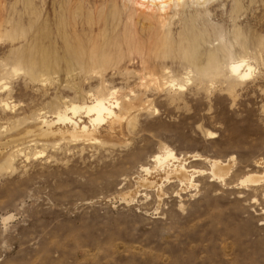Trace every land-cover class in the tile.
Returning a JSON list of instances; mask_svg holds the SVG:
<instances>
[{"label": "rangeland", "instance_id": "374dc122", "mask_svg": "<svg viewBox=\"0 0 264 264\" xmlns=\"http://www.w3.org/2000/svg\"><path fill=\"white\" fill-rule=\"evenodd\" d=\"M185 3L159 26L130 0H0V264H264V181L241 183L264 169V0ZM106 88L131 114L79 111L92 139L71 140L55 111ZM166 150L195 187L164 179Z\"/></svg>", "mask_w": 264, "mask_h": 264}, {"label": "bare ground", "instance_id": "6f19581e", "mask_svg": "<svg viewBox=\"0 0 264 264\" xmlns=\"http://www.w3.org/2000/svg\"><path fill=\"white\" fill-rule=\"evenodd\" d=\"M130 1L137 8H141V9H145L146 8L148 11H150L154 16H156L155 17L156 19H154V20H156L158 25L159 26H163V23H165V21H166V20H164V16H163V14L165 13L166 9L170 8L171 6H173L176 9L177 8H182V7L184 8L186 6L185 2L187 0H130ZM199 1L200 0H190V2L194 3V4H198ZM202 1L204 2L205 0H202ZM177 12H178V10H177ZM148 16H150V15H148ZM132 48H133V46H132ZM129 50H132V49H129ZM143 54H144V52H143ZM18 62L22 63L19 58H18ZM86 64L89 67L91 66V68H88V69H90L91 71L92 70H97V73H98L100 70H103L106 66L110 65V59H109L108 55L104 54L103 51H100L98 53L94 51V52L91 53V56L88 58V63H86ZM1 70H3V69H1ZM42 70H44V69H42ZM251 71H252V66L249 64L248 60L244 59L243 57H240V58H237V59H231L229 61L228 65H227V70H226V72L229 74L230 77L237 78V79H244V77L249 76L251 74ZM27 72H28V74L30 76L33 75L32 68H29L27 70ZM199 73H202L200 75L201 78L209 77V75L211 74L207 70H204V71L201 70V72H199ZM39 74H40V72H39ZM145 75H147V74L145 73ZM212 76L210 75V77H212ZM154 77H152V78H154ZM141 79H142V77H141ZM185 80L188 81L189 78L185 79ZM169 84H170V86L177 85L178 88L182 87V84H177V83H174L172 81H169ZM102 87H103V85H102ZM103 89H104V87H103ZM95 92H96L95 95H93L91 97V100L88 103H82V104L72 103L70 105H64L63 108L57 109L55 111V119H54L55 121L54 122L61 123V124H69L70 125V127H71V129H70L71 131H69L70 135H71L70 139L72 137L76 138L78 136L79 137L80 136L81 137H85V138H88V139H92L90 137L91 134H92V131L93 130L95 131L102 124H104V123H106L108 121H111L113 119H116V118H118V120L120 118L121 119H123V118L126 119L131 114L128 111V108L130 106H132V104L130 103V100H128V99L124 100V99H120V98L116 97L117 91L115 93V90L113 88L112 89H108V90L106 88L105 91L99 90L98 92L97 91H95ZM79 111H83L85 113L84 115L89 118L88 122L90 121V125H91V130L92 131H88V128L85 125H83L82 123H81L82 125L79 126L77 121H74V119H72L73 116L76 113H78ZM68 113H71V115H68ZM126 115H127V117H126ZM78 119H80V118H78ZM67 134H68V132H67ZM79 137H78V140L80 139ZM71 140H74V139H71ZM94 141H96V140H94ZM170 160H172V162H170V164H167ZM153 161L155 162L157 167L164 172V179L166 181H169L170 179H173L174 181H176L181 186H189V187L193 186V187H195L194 186L195 183L193 184V182H194L193 178L195 176L194 174L195 173L201 174V173L204 172V170L188 169L185 166L186 161L185 160L178 161L177 156H175L174 153L171 150H166V152L164 154H162V155L161 154H155L153 156ZM173 162H176V164H174ZM164 167H166V169H164ZM143 170L145 171L146 175L149 174V168L143 167ZM227 172H228V165L221 166L216 161H210L209 173H210V177L212 179L217 180L218 182L222 183L223 180L225 179V175L227 174ZM257 175H259V174H257ZM258 179L259 180L262 179L264 181V169H263L261 175L259 177H256V178L252 177V175L250 176V174L246 175L245 178L243 180H241V183L245 184L244 182H257ZM140 181L143 184H152V181L150 182V181H148L147 178H144V177Z\"/></svg>", "mask_w": 264, "mask_h": 264}, {"label": "snow or ice", "instance_id": "6c2138e0", "mask_svg": "<svg viewBox=\"0 0 264 264\" xmlns=\"http://www.w3.org/2000/svg\"><path fill=\"white\" fill-rule=\"evenodd\" d=\"M247 78H248V76L244 77V79H247Z\"/></svg>", "mask_w": 264, "mask_h": 264}]
</instances>
